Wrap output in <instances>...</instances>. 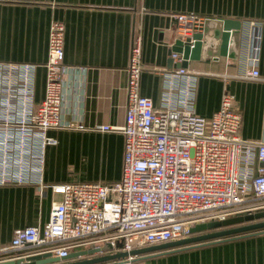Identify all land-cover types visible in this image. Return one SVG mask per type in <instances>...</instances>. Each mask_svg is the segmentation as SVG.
<instances>
[{
  "label": "built area",
  "instance_id": "obj_1",
  "mask_svg": "<svg viewBox=\"0 0 264 264\" xmlns=\"http://www.w3.org/2000/svg\"><path fill=\"white\" fill-rule=\"evenodd\" d=\"M173 29L182 45L202 29L205 16L175 12ZM258 22L241 25L238 35L242 77L255 79L259 50ZM64 26H48L42 98L34 100L35 65L0 61V185L35 184L42 189L44 153L56 144L49 129L119 131L123 137L121 173L112 183L50 184L60 198L51 202L48 219L38 228L13 230L0 260L101 247L126 252L189 235L195 224L264 209V142L239 136L240 114L224 92L209 117L194 112L196 75L178 62L161 71L158 105L139 93L141 42L134 36L125 68V111L121 126L87 128L62 117L63 91L69 76L84 68L63 63ZM189 39L187 42L186 39ZM119 244V247H117ZM103 264H147L138 255Z\"/></svg>",
  "mask_w": 264,
  "mask_h": 264
},
{
  "label": "crops",
  "instance_id": "obj_2",
  "mask_svg": "<svg viewBox=\"0 0 264 264\" xmlns=\"http://www.w3.org/2000/svg\"><path fill=\"white\" fill-rule=\"evenodd\" d=\"M175 12H193L214 21L228 19L240 27L249 21L260 24L257 78L242 77L239 48L236 58L205 57L188 60L184 67L196 75L197 115L209 117L227 92L240 114V138L264 142V0H0V61L35 65L34 100L38 102L43 93L49 22L61 21L63 63L84 68L82 74L67 80L63 119L87 128L121 126L131 42L134 36L140 37L139 93L156 106L162 90L161 71L178 66L170 57L177 40L171 16ZM47 134L56 144L45 149V186L0 185V258L7 254L14 229L40 228L47 221L51 202L60 198L51 192L50 184L112 183L120 177L123 137L119 131L72 128L49 129ZM71 153L82 158L87 176L77 169L58 171L61 158ZM144 260L147 264H264V232L152 251Z\"/></svg>",
  "mask_w": 264,
  "mask_h": 264
},
{
  "label": "water",
  "instance_id": "obj_3",
  "mask_svg": "<svg viewBox=\"0 0 264 264\" xmlns=\"http://www.w3.org/2000/svg\"><path fill=\"white\" fill-rule=\"evenodd\" d=\"M240 28L239 22L228 19L221 21L206 19L201 31L192 35L191 38L194 40L191 47L188 44L182 45L179 40H175L171 51L181 54L180 66H185L188 60H198L205 57L212 59H216L218 56L236 58L238 53L237 36ZM209 32L210 34H208ZM186 41L188 42L189 39L187 38ZM256 230L264 232V209L242 215L237 214L223 220L198 223L190 227L189 235L185 238L135 248L128 253L112 252L90 257L94 253L111 251L110 245L105 243L98 248L70 252L63 258L52 257L49 254H37L25 258L0 260V264H103L106 261L123 258L126 255H138L139 258H144L146 253L152 251L191 246Z\"/></svg>",
  "mask_w": 264,
  "mask_h": 264
},
{
  "label": "rangeland",
  "instance_id": "obj_4",
  "mask_svg": "<svg viewBox=\"0 0 264 264\" xmlns=\"http://www.w3.org/2000/svg\"><path fill=\"white\" fill-rule=\"evenodd\" d=\"M64 155V153H62ZM111 165L109 163L108 167ZM85 163L82 158H80L77 154L71 153L69 156L65 155L61 158L59 164L57 165L58 171L61 173L63 169H77L83 176H87V172L85 169ZM177 261V260H175Z\"/></svg>",
  "mask_w": 264,
  "mask_h": 264
},
{
  "label": "flooded vegetation",
  "instance_id": "obj_5",
  "mask_svg": "<svg viewBox=\"0 0 264 264\" xmlns=\"http://www.w3.org/2000/svg\"><path fill=\"white\" fill-rule=\"evenodd\" d=\"M73 260V259H72ZM72 260H68V261H72Z\"/></svg>",
  "mask_w": 264,
  "mask_h": 264
}]
</instances>
